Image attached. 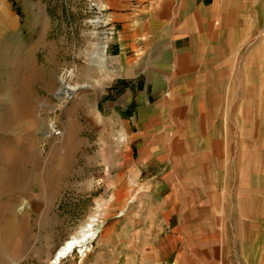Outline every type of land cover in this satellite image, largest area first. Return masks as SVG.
Instances as JSON below:
<instances>
[{
  "label": "rangeland",
  "instance_id": "obj_1",
  "mask_svg": "<svg viewBox=\"0 0 264 264\" xmlns=\"http://www.w3.org/2000/svg\"><path fill=\"white\" fill-rule=\"evenodd\" d=\"M142 1L0 0L1 107L38 101L32 112L18 106L16 116L39 115L22 138L0 136V147L11 143L10 153H0V264H50L92 215L94 238L56 264H264V48L248 57L246 45L235 74L224 75L209 98L225 132L226 175L219 168L218 190L198 193L186 212L201 218L199 240L151 239L155 201L110 186L118 172L112 153L124 149L94 112L98 102L101 113L99 85L118 48L108 14Z\"/></svg>",
  "mask_w": 264,
  "mask_h": 264
},
{
  "label": "crops",
  "instance_id": "obj_2",
  "mask_svg": "<svg viewBox=\"0 0 264 264\" xmlns=\"http://www.w3.org/2000/svg\"><path fill=\"white\" fill-rule=\"evenodd\" d=\"M259 1L143 0L139 8L108 14L118 31V48L99 85L101 113L98 102L94 112L110 128L111 142L124 149L120 156L112 153L118 172L110 176V186L147 193L155 201L158 219L146 231L154 232L153 240L201 238V218L186 212L198 204L193 199L199 200L198 193L218 190L212 176L219 168L226 175L225 132L213 118L209 98L224 75L235 74L232 65L240 62L246 45L248 57L264 48V4ZM252 34L254 42H246ZM36 103H0V136L27 134L39 115L18 119L16 112L18 106L32 112ZM8 125L15 131L1 130ZM6 144L0 153H10V141ZM12 150L17 152V146ZM7 157L10 175L16 164L11 154ZM212 168L216 172H209Z\"/></svg>",
  "mask_w": 264,
  "mask_h": 264
},
{
  "label": "bare ground",
  "instance_id": "obj_3",
  "mask_svg": "<svg viewBox=\"0 0 264 264\" xmlns=\"http://www.w3.org/2000/svg\"><path fill=\"white\" fill-rule=\"evenodd\" d=\"M74 87L68 89V94L72 95ZM66 93V91H65ZM96 216L92 215L78 228L77 232L70 235L62 245L55 251L50 264H56L63 257L69 256L73 253L74 249L85 243L87 240H92L94 235L92 233Z\"/></svg>",
  "mask_w": 264,
  "mask_h": 264
},
{
  "label": "trees",
  "instance_id": "obj_4",
  "mask_svg": "<svg viewBox=\"0 0 264 264\" xmlns=\"http://www.w3.org/2000/svg\"><path fill=\"white\" fill-rule=\"evenodd\" d=\"M10 2L12 3V5L14 6V0H10Z\"/></svg>",
  "mask_w": 264,
  "mask_h": 264
},
{
  "label": "built area",
  "instance_id": "obj_5",
  "mask_svg": "<svg viewBox=\"0 0 264 264\" xmlns=\"http://www.w3.org/2000/svg\"><path fill=\"white\" fill-rule=\"evenodd\" d=\"M56 134L58 135V134H59V132H58V131H56Z\"/></svg>",
  "mask_w": 264,
  "mask_h": 264
}]
</instances>
